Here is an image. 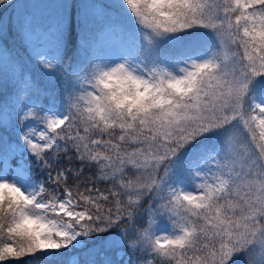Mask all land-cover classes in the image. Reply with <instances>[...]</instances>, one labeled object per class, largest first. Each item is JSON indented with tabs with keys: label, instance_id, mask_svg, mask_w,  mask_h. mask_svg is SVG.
I'll use <instances>...</instances> for the list:
<instances>
[{
	"label": "snow or ice",
	"instance_id": "1",
	"mask_svg": "<svg viewBox=\"0 0 264 264\" xmlns=\"http://www.w3.org/2000/svg\"><path fill=\"white\" fill-rule=\"evenodd\" d=\"M30 7L39 79L0 47V264H264V0Z\"/></svg>",
	"mask_w": 264,
	"mask_h": 264
},
{
	"label": "trees",
	"instance_id": "2",
	"mask_svg": "<svg viewBox=\"0 0 264 264\" xmlns=\"http://www.w3.org/2000/svg\"><path fill=\"white\" fill-rule=\"evenodd\" d=\"M15 0H12V4ZM100 3L108 4L111 0H99ZM8 11V13H6ZM12 7L0 9V19H3L5 23L12 24V31L9 33L4 40H0V45L8 49V58L17 57L21 62H23L31 70L36 69L34 62L29 60V51L25 50L24 45L21 43L19 37L16 35L15 22L11 20ZM131 151V149H129ZM83 253L80 249H74V251L66 252V255L60 258L61 264H82ZM43 264V262H39Z\"/></svg>",
	"mask_w": 264,
	"mask_h": 264
},
{
	"label": "rangeland",
	"instance_id": "3",
	"mask_svg": "<svg viewBox=\"0 0 264 264\" xmlns=\"http://www.w3.org/2000/svg\"><path fill=\"white\" fill-rule=\"evenodd\" d=\"M47 2H51V0H15L13 2V6H12V11H11V20L13 22L16 21V18L18 16V14H20L21 12L25 11V8L28 9V11H32L31 9V5L33 4H39V3H47ZM6 13H8V11H6ZM0 47H2V45H0ZM8 57L7 53L4 54ZM36 75H37V78L39 79V70L38 68L36 67V69L33 70ZM239 135L240 134H237V139H239ZM244 135H248V133L246 132V130H244ZM71 251H74L72 249L70 250H67V252H71Z\"/></svg>",
	"mask_w": 264,
	"mask_h": 264
}]
</instances>
